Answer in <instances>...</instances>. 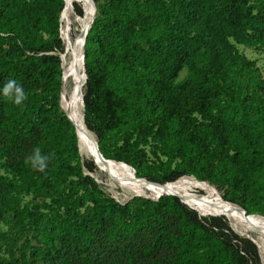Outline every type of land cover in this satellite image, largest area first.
<instances>
[{"label":"trees","instance_id":"1","mask_svg":"<svg viewBox=\"0 0 264 264\" xmlns=\"http://www.w3.org/2000/svg\"><path fill=\"white\" fill-rule=\"evenodd\" d=\"M72 3L86 20L81 1ZM64 5L0 0V218L9 211L28 218L46 249L60 247L40 264H257L256 245L229 218L237 232L224 216L200 214L176 196L116 200L90 176L100 170L59 106L62 53L69 55L66 40L75 42L77 33ZM61 11L69 21L65 45ZM228 37L264 44V0L108 3L86 35L83 126L105 158L133 166L138 177L223 183L232 191L225 200L264 214V78L232 55ZM183 67L186 74L174 81ZM10 80L26 95L19 105L3 94ZM146 137L169 162H147ZM37 149L47 157L43 172L29 159ZM25 195L33 203L20 208Z\"/></svg>","mask_w":264,"mask_h":264},{"label":"bare ground","instance_id":"2","mask_svg":"<svg viewBox=\"0 0 264 264\" xmlns=\"http://www.w3.org/2000/svg\"><path fill=\"white\" fill-rule=\"evenodd\" d=\"M65 5L63 8L64 15L69 18L68 15V8L71 6V0H64ZM82 4L86 8L87 18L86 20L82 21L78 17H76L78 22V30L76 33V41L72 42L69 40L67 41L69 47V55H65V60L67 62L66 68L63 71L62 69V61H61V69H62V76H61V86H60V99H59V106L61 110L65 112V115L68 119H70L75 126L77 131V137L80 144L84 145L88 152L93 155L95 160V164L97 168L104 172L107 176L110 185L119 193L123 194L124 196H130L132 193H136L138 195H143L149 199H155L158 196L174 193L178 195V197L188 206L193 207V209H197L199 212H220L222 214H226V219L229 221L230 226H233L230 223V220L236 222L243 227L249 230L247 233L246 230L243 229V232L253 237L254 241L255 237H260L264 240V217L260 216H253L252 214L244 213L237 204L231 203L225 200L223 197L220 196L218 191L209 185L207 186L204 183H200L194 178H187L181 177L177 179L175 182L169 184L167 182L163 184H157L150 182L147 178L144 177H137V179L141 180L144 185H146L147 189L138 188L128 184L126 181L123 180L122 174L119 173L121 169L119 166H126L132 170L135 174L133 167L129 166L125 162L116 161L112 159H105L100 156L96 149V143L94 137L85 129L83 126V122L81 119V108L79 102L80 113L78 111L77 105L79 99H81L82 107H84L83 103V67H82V59H81V43L85 34V31H88L89 25H91V17L94 13L91 11V4L89 0H80ZM70 21V19H69ZM77 24V23H76ZM61 58V55H60ZM62 60V59H61ZM69 80V82H68ZM84 147V148H85ZM116 161V162H113ZM122 163L124 165H121ZM124 173V172H123ZM166 184V185H165ZM169 184V185H168ZM165 185V186H163ZM168 185V186H167ZM190 185L193 186V189L196 188L200 190L199 193H196L195 190H186V186ZM149 186H155L158 188H152ZM153 197V198H152ZM186 201H184V200ZM189 202V203H188ZM192 205H191V204ZM249 215V216H246ZM230 220H229V219ZM263 219V220H262ZM235 230V229H234ZM260 233H255V231ZM237 232V231H236ZM239 233V232H238ZM242 234V233H240ZM256 244H258L256 242Z\"/></svg>","mask_w":264,"mask_h":264},{"label":"rangeland","instance_id":"3","mask_svg":"<svg viewBox=\"0 0 264 264\" xmlns=\"http://www.w3.org/2000/svg\"><path fill=\"white\" fill-rule=\"evenodd\" d=\"M112 1L113 0H91L92 6H93L94 17L97 16V14L99 13V11L101 10L102 7H104L105 5H107L108 3L112 2ZM161 1L163 4H165V2H166V0H161ZM74 2L79 3L78 1H74ZM71 3H72V0H71ZM72 5H73V3H72ZM72 5L68 8V15H69L70 22L65 19L66 16H65V18L62 16V11L60 13L59 34H60V37L62 38L63 45H65V38L63 37L61 32L66 31V28H65L66 22L71 23L70 27H71L72 35H73L72 29L74 28V26H77V30H78V22L76 19L77 14L75 13ZM75 5L77 6V4H75ZM228 41L233 48L232 55H236L237 58H243L244 60L249 62L248 64L251 66V67H249L250 71L253 74L257 73L258 75H260V77L264 78V44L261 45V44H258V42L254 43V44L247 43V42L238 43L234 38H231V37H228ZM85 42H86V40H85ZM66 43H67V41H66ZM84 47H85V44H84ZM97 50L98 49L94 50V52H93L96 55L98 53ZM62 58L65 60V53L64 52L62 53ZM237 58H236V60H237ZM234 60L235 59H233L232 61H234ZM138 63H139V59L135 60V64L137 66H138ZM100 66H101L102 70H104L102 61H100ZM117 74H120V73L117 72L115 75H117ZM185 74H186V70L183 67L182 69H180L177 72V74L174 78V81L183 78ZM114 79H115V77H114ZM89 133L93 136V134L91 132H89ZM77 142H78V145L83 148V146H81V144L79 143L78 138H77ZM141 145L143 146V148L145 150V158L149 164H153L154 162L159 161V160H162V161L164 160L165 163L169 162V158L166 157L161 151H156L155 154L153 153V150L156 146H157V148H160V145H157L156 141H153V140H151V138L146 137L145 139H143ZM83 150H84L85 156L88 158L84 148H83ZM154 165H156V164H154ZM171 166H172L171 168H174L175 163L173 162L171 164ZM118 167L121 169V171H119V173L122 174L121 176H122L124 181H125V179H124L123 175L126 174L127 176H130L133 180L142 182L141 180L137 179L136 174H134L130 168H129L130 170H128V169L126 170V169H123V167H120V166H118ZM134 170H135V168H134ZM90 176H92L94 178L95 182L101 186L102 190L105 193H107L108 196H111L112 198H114L116 200H120L116 196L117 194L122 195V197L126 200H130L132 198L129 196H124L123 194L117 192L110 185L109 180H108V178L104 172H102V171H99L97 173L92 172L90 174ZM182 176L187 177V178H194L195 180L199 179V178L195 177L194 175H181V177ZM181 177L179 176V178H181ZM154 179H156V178H154ZM201 180H206L207 182H209L207 179H201ZM198 182L204 183V181H198ZM204 184H206L207 186L210 184L209 186L216 189L221 197L226 196L228 194L230 195V192H232V191H230L229 187L223 183H219V182L211 183V182H209L207 184L205 182ZM143 187L147 188L146 185ZM185 188H186V190H191V189L193 191L195 190L196 193L200 192V190H198L196 188L193 189V186H190V185H187ZM135 196H140V195H135ZM141 197H143V196H141ZM149 200H151V199H149ZM184 201H186V200H184ZM32 203H33V200L29 195L21 196L19 199L20 208H23L25 205L31 206ZM79 209L81 211H86L84 206H80ZM252 215L257 216V215H264V214L257 212L256 214H252ZM257 217L260 218V216H257ZM27 222H28V218L15 217L13 215V211H9L3 217L0 218V264H30V263L40 264L43 256L50 257V256H53V254H55L56 252L60 251V247L56 248L54 250V252L50 251V249H46V245L43 241L46 238L44 237V235L41 234L40 229L36 230L33 227H30L27 224ZM233 223L236 225H239L236 222H233ZM246 231L249 232L248 229H246ZM255 233H260V232H258L256 230ZM238 234L241 236L247 237V234H245V233L244 234L238 233ZM257 242H258V244H256V248L258 251V262H257V264H264V242H261V241H257Z\"/></svg>","mask_w":264,"mask_h":264},{"label":"clouds","instance_id":"4","mask_svg":"<svg viewBox=\"0 0 264 264\" xmlns=\"http://www.w3.org/2000/svg\"><path fill=\"white\" fill-rule=\"evenodd\" d=\"M3 94L6 97H14V102L19 105L25 99L26 95L23 89L16 84L14 80H10L3 88ZM32 166L37 168V170L43 172L47 167V157L40 154L39 149H37L32 157L29 158Z\"/></svg>","mask_w":264,"mask_h":264},{"label":"water","instance_id":"5","mask_svg":"<svg viewBox=\"0 0 264 264\" xmlns=\"http://www.w3.org/2000/svg\"><path fill=\"white\" fill-rule=\"evenodd\" d=\"M90 1V4H91V11H92V13H93V6H92V3H91V0H89ZM93 17H94V14H93V16L91 17V22H92V19H93ZM90 22V23H91ZM90 26L91 25H89V27H88V30H89V28H90ZM87 32L88 31H85V34H84V37H83V40H82V43H81V59H82V67H83V84H84V82H85V72H84V61H83V56H84V50H85V47H84V44H85V40H86V35H87ZM85 85V84H84ZM84 95H85V92H84ZM84 101H85V96H84ZM84 110H85V103H84V107H83V109H82V112H81V119H82V122H83V112H84ZM67 118V117H66ZM68 119V118H67ZM71 123H72V125L74 126V123L70 120V119H68ZM74 131H75V134H76V136H77V131H76V129H75V126H74ZM78 138V137H77ZM95 139V138H94ZM95 143H96V139H95ZM96 149H97V152H98V154L100 155V156H102L104 159H105V161H107V158H105L103 155H102V153L100 152V150H99V148L97 147V144H96ZM113 162H116V161H113ZM95 164V163H94ZM96 165V164H95ZM130 166V165H129ZM133 167V166H132ZM134 169V168H133ZM135 171V170H134ZM133 195H138V194H136V193H132V194H130V196L129 197H132ZM164 195H171V196H176L181 202H183L179 197H178V195H176V194H174V193H169V194H164ZM140 196H143V195H140ZM162 196V195H161ZM143 197H145V196H143ZM159 198V196L157 197V198H155V199H151V200H154V201H156L157 199ZM147 199H149V198H147ZM184 203V202H183ZM235 205V204H234ZM187 206V205H186ZM236 206H238L244 213L246 212L245 211V209L244 208H242L241 206H239V205H236ZM192 209V208H191ZM199 212V211H198ZM200 213V212H199ZM200 214H203V215H208V216H224L225 218H227L226 217V214H222V213H220V212H218V211H216V212H211V213H207V212H203V213H200ZM246 216H249V215H246ZM229 222V221H228ZM247 237L256 245V242L254 241V239H253V237H250L249 235H247Z\"/></svg>","mask_w":264,"mask_h":264}]
</instances>
